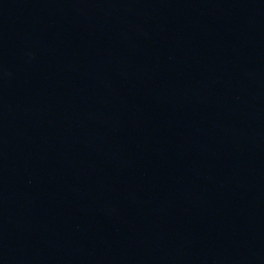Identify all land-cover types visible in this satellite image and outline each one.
Segmentation results:
<instances>
[{
  "label": "water",
  "instance_id": "1",
  "mask_svg": "<svg viewBox=\"0 0 264 264\" xmlns=\"http://www.w3.org/2000/svg\"><path fill=\"white\" fill-rule=\"evenodd\" d=\"M0 264H264V0H0Z\"/></svg>",
  "mask_w": 264,
  "mask_h": 264
}]
</instances>
